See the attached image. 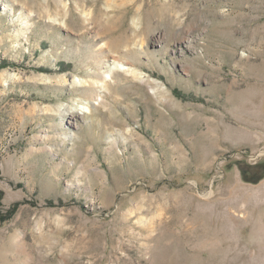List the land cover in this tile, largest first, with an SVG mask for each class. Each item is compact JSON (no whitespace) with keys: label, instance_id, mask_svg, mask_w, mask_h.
I'll return each mask as SVG.
<instances>
[{"label":"rangeland","instance_id":"374dc122","mask_svg":"<svg viewBox=\"0 0 264 264\" xmlns=\"http://www.w3.org/2000/svg\"><path fill=\"white\" fill-rule=\"evenodd\" d=\"M62 2L0 0V264H264V0Z\"/></svg>","mask_w":264,"mask_h":264},{"label":"bare ground","instance_id":"6f19581e","mask_svg":"<svg viewBox=\"0 0 264 264\" xmlns=\"http://www.w3.org/2000/svg\"><path fill=\"white\" fill-rule=\"evenodd\" d=\"M60 3H61V5H62V7L63 8H65L66 7V3H64V2H62V0H58ZM60 5V6H61ZM63 10V9H62ZM47 12H48V10H47ZM52 20V19H51ZM53 21L56 23V21H55V19H53ZM61 23V22H60ZM64 23H61V24H59V25H63ZM28 25V24H27ZM110 70L111 71H121V72H123V73H125V74H128L129 76H131V77H134L135 79H137V81H140V82H144L143 80L144 79H142L141 78V74H136L134 71H133V69H130L129 68V66H124L123 64H121V63H119V62H117V61H115V62H112V64L110 65ZM40 80L41 81H43V82H45V83H48V84H50V83H52L53 81H52V79H50V78H48V77H42V78H40ZM64 82L63 83H65V84H68V80H67V78H63L62 79ZM98 104V102H96V103H89L87 106V109H85L82 113H80L79 115H88L89 114V111H90V108L91 107H93V106H95V105H97ZM63 110V108H61L60 107V109L59 110ZM58 110V111H59ZM57 111V112H58ZM63 112V111H62ZM61 113V112H60ZM75 113V112H74ZM73 113V114H74ZM73 114H69V112L68 113H64L63 115L65 116V117H68V119H71L72 120V118H74V116H73ZM72 117V118H71ZM66 138L67 139H69V140H72V138H73V136H72V134H68L67 136H66ZM111 140V139H110ZM110 144H111V142H110ZM241 187H239V185L237 184L236 185V190H237V192H240L241 191ZM260 190V189H259ZM262 191V190H261ZM260 191V192H261ZM242 192V191H241ZM263 193V192H262ZM264 195V194H263ZM263 195H262V197H263ZM260 196V195H259ZM225 224V223H224Z\"/></svg>","mask_w":264,"mask_h":264},{"label":"trees","instance_id":"16d2710c","mask_svg":"<svg viewBox=\"0 0 264 264\" xmlns=\"http://www.w3.org/2000/svg\"><path fill=\"white\" fill-rule=\"evenodd\" d=\"M261 179V177H257V178H254V179H252V180H250V182H252V183H256L258 180H260Z\"/></svg>","mask_w":264,"mask_h":264}]
</instances>
